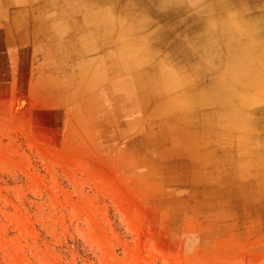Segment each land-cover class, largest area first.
I'll return each instance as SVG.
<instances>
[{"label":"rangeland","instance_id":"374dc122","mask_svg":"<svg viewBox=\"0 0 264 264\" xmlns=\"http://www.w3.org/2000/svg\"><path fill=\"white\" fill-rule=\"evenodd\" d=\"M34 39L23 54L3 50L0 33V264H264V196L161 155L144 139L159 117L126 112V99L114 112L110 83L97 98L95 71L111 51L69 60L44 52L55 37ZM147 60L152 73L167 66L163 51Z\"/></svg>","mask_w":264,"mask_h":264},{"label":"crops","instance_id":"0c3cea01","mask_svg":"<svg viewBox=\"0 0 264 264\" xmlns=\"http://www.w3.org/2000/svg\"><path fill=\"white\" fill-rule=\"evenodd\" d=\"M250 1L0 0V20L8 22L0 24V33L6 40L3 50L23 54L34 50V37L40 34L55 37L45 45V53L63 51L69 60L73 51H111V65L99 60L95 71L97 98L104 100L105 86L110 83L114 112L120 100L126 99V112L149 110L159 117L154 126L146 125L144 139L153 145L157 140L159 147L166 148L161 155H173L177 163L207 167L214 174L229 172L242 186L264 196V46L256 43L246 52L247 35L232 34L222 42L223 35L220 40L217 30L207 28L210 18L214 25L218 18L227 31L233 21L250 20L248 31L264 40V7ZM224 3L231 4L229 9L220 6ZM89 7L99 11L89 13ZM76 36L78 42L73 40ZM215 41L219 61L213 60L215 50L208 45ZM244 49L246 55L228 61L229 54ZM153 51H163L169 67L158 64L152 73L147 58ZM134 53L143 57L126 58L127 54L135 58ZM133 65L143 71L134 72ZM80 84L86 98L87 78L81 77ZM153 84L161 89L159 97L152 93ZM154 99L160 102L152 104Z\"/></svg>","mask_w":264,"mask_h":264},{"label":"bare ground","instance_id":"6f19581e","mask_svg":"<svg viewBox=\"0 0 264 264\" xmlns=\"http://www.w3.org/2000/svg\"><path fill=\"white\" fill-rule=\"evenodd\" d=\"M262 1H264V0H262ZM250 2H254V3H252V4H255V5H257V6H259V7H264V2H261V0H251ZM233 3H235L234 1H233ZM220 6H222L223 7V9H226V8H228V7H230L231 6V4H226V3H224V6L222 5V4H220ZM233 6V5H232ZM229 9V8H228ZM262 9H264V8H262ZM219 10H221L220 8L218 9V7H217V11H219ZM209 21H211V26L210 25H207V28H211V29H214V30H217L218 31V33H219V36H220V40H221V36L223 35V37H222V42H224L223 41V38H227V37H229V35H232V34H234V35H239L240 33L242 34H244V35H247V41L244 43L245 45V49H246V52L247 51H250V49L252 48V47H257V46H255L256 45V43L257 44H261L260 46L262 47V46H264V40H259V39H256L255 37L256 36H254L253 35V33H250L248 30H250L249 29V26H248V24H246L248 21H250V20H248V21H240V22H236V21H231L232 22V25L233 26H231L232 28H230V30L228 29V31L226 30V28H223V26H220L221 25V23H220V20H218V18H216L215 19V25H214V18H210V19H208ZM231 20V19H230ZM229 20V21H230ZM222 21V20H221ZM258 22L260 21V20H257ZM262 21H264V20H262ZM262 21H261V23H262ZM193 22V24H194V20L192 21ZM255 23V22H254ZM229 24V23H228ZM253 24V23H252ZM188 27H190V26H188ZM229 28V27H228ZM235 28H236V30H235ZM204 30V29H203ZM202 30V31H203ZM211 31V30H210ZM105 35V34H104ZM251 35V36H250ZM212 44V46H209V48H212V50H215L214 52H212L213 54H214V56H211L212 58H213V60L214 61H219V60H221V57H219L221 54H220V52H219V49H218V46H217V43H216V41L215 42H213V43H210V44H208V45H211ZM228 47V46H227ZM245 49L242 51V52H240V53H238V54H236V55H230L229 54V57H228V61H230L231 60V62H234L235 60H237V59H239L240 58V55H246V54H244L245 53ZM255 51V50H254ZM208 53V52H207ZM210 57V58H211ZM227 58V57H226ZM257 58V57H256ZM233 67V66H232ZM163 68V67H162ZM230 71V70H229ZM231 73V72H230ZM256 79V78H255ZM238 89V88H237ZM218 91H222V87L221 86H219L218 87ZM246 97V96H245ZM18 106H19V108H22V107H24V102H19L18 103ZM23 111V110H22ZM248 119V118H247ZM259 120V119H258ZM234 130V129H233ZM262 135V134H261Z\"/></svg>","mask_w":264,"mask_h":264}]
</instances>
